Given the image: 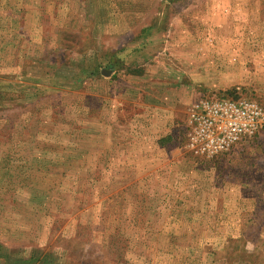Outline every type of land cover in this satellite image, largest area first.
<instances>
[{
  "label": "rangeland",
  "instance_id": "obj_1",
  "mask_svg": "<svg viewBox=\"0 0 264 264\" xmlns=\"http://www.w3.org/2000/svg\"><path fill=\"white\" fill-rule=\"evenodd\" d=\"M224 99L264 0H0V264H264V132L187 145Z\"/></svg>",
  "mask_w": 264,
  "mask_h": 264
},
{
  "label": "built area",
  "instance_id": "obj_2",
  "mask_svg": "<svg viewBox=\"0 0 264 264\" xmlns=\"http://www.w3.org/2000/svg\"><path fill=\"white\" fill-rule=\"evenodd\" d=\"M188 125V147L211 156L264 132V108L248 100H201L191 109Z\"/></svg>",
  "mask_w": 264,
  "mask_h": 264
},
{
  "label": "crops",
  "instance_id": "obj_3",
  "mask_svg": "<svg viewBox=\"0 0 264 264\" xmlns=\"http://www.w3.org/2000/svg\"><path fill=\"white\" fill-rule=\"evenodd\" d=\"M114 92V91H113ZM119 96V95H118ZM118 96H116V95H113V97L112 98H115L116 99V97H118Z\"/></svg>",
  "mask_w": 264,
  "mask_h": 264
}]
</instances>
